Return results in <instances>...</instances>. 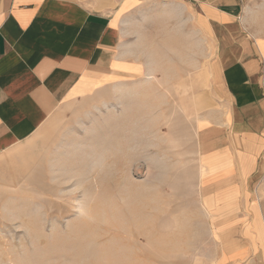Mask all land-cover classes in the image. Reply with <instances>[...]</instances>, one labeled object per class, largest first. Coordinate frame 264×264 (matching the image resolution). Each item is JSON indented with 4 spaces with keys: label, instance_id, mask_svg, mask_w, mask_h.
I'll list each match as a JSON object with an SVG mask.
<instances>
[{
    "label": "rangeland",
    "instance_id": "1",
    "mask_svg": "<svg viewBox=\"0 0 264 264\" xmlns=\"http://www.w3.org/2000/svg\"><path fill=\"white\" fill-rule=\"evenodd\" d=\"M240 6L246 35L264 40V0ZM218 41L204 32L197 54L209 99ZM172 68L171 86L138 80L61 130L52 164L0 160V264H264V173L205 190L217 169L200 158L197 125L210 107L196 111L191 75Z\"/></svg>",
    "mask_w": 264,
    "mask_h": 264
},
{
    "label": "crops",
    "instance_id": "2",
    "mask_svg": "<svg viewBox=\"0 0 264 264\" xmlns=\"http://www.w3.org/2000/svg\"><path fill=\"white\" fill-rule=\"evenodd\" d=\"M240 1L0 0V160L52 164L61 130L91 118L138 80L171 86L174 66L180 81L191 75L196 111L210 107L197 125L200 158L217 169L204 179L205 190L229 191L259 177L264 40L246 35ZM204 32L215 34L222 50L210 62L211 99L197 55ZM22 170L16 176H25ZM236 251L225 256L257 255Z\"/></svg>",
    "mask_w": 264,
    "mask_h": 264
},
{
    "label": "bare ground",
    "instance_id": "3",
    "mask_svg": "<svg viewBox=\"0 0 264 264\" xmlns=\"http://www.w3.org/2000/svg\"><path fill=\"white\" fill-rule=\"evenodd\" d=\"M174 12V11H173ZM150 78V77H149ZM69 181V180H68ZM97 195V194H96ZM101 198V197H100ZM95 201H97L96 199H94ZM99 202V201H98ZM100 203V202H99ZM96 204H97V202H96ZM89 205V204H88ZM99 205V204H98ZM85 205H83L82 203L81 204H79V206H78V210L80 211V212H83V210H84V207ZM101 206V205H100ZM92 206H90V208H91ZM93 207H95V206H93ZM99 207V206H98ZM89 208V207H88ZM87 208V209H88ZM101 208V207H100ZM99 209V208H98ZM97 211V210H96ZM88 212V211H87ZM92 212H93V210H92ZM82 214V213H81ZM100 214V213H99Z\"/></svg>",
    "mask_w": 264,
    "mask_h": 264
}]
</instances>
